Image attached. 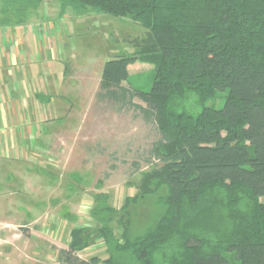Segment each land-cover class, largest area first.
I'll return each instance as SVG.
<instances>
[{"label":"trees","instance_id":"16d2710c","mask_svg":"<svg viewBox=\"0 0 264 264\" xmlns=\"http://www.w3.org/2000/svg\"><path fill=\"white\" fill-rule=\"evenodd\" d=\"M57 1L60 14H104L147 31L133 41V55L105 63L97 98L156 127L153 163L138 188L145 193L158 181L167 190L162 214L143 235L128 239L121 224L116 255L80 260L90 242L75 228L58 262L264 264V0ZM43 2L1 0L0 25L14 15L20 23ZM137 61L152 67L148 92L123 86ZM223 92L222 109L204 106ZM129 204L125 199L119 221ZM107 226L95 231L104 244L113 237Z\"/></svg>","mask_w":264,"mask_h":264},{"label":"rangeland","instance_id":"374dc122","mask_svg":"<svg viewBox=\"0 0 264 264\" xmlns=\"http://www.w3.org/2000/svg\"><path fill=\"white\" fill-rule=\"evenodd\" d=\"M33 13L20 23L14 15L10 25L0 26V35L13 42L32 33L26 34L31 62L10 68L18 89L6 92L11 81L0 74V264H60L58 250L68 249L75 228L90 242L77 258L103 261L123 243L121 224L127 223L128 239L143 235L162 214L160 200L167 194L158 181L145 185V193L138 188L153 163L148 158L156 127L132 109L97 98L105 63L133 55V41L147 31L104 14H60L57 0H44ZM37 30L42 46L54 54L40 63ZM0 53L5 62L8 50ZM29 68L37 70L30 75ZM151 72L137 61L128 66L123 86L148 92ZM32 83L46 87L50 103L34 101ZM226 96L218 93L204 106L222 109ZM134 103L144 106L139 99ZM127 198L128 216L119 221ZM105 226L113 237L104 244L95 231Z\"/></svg>","mask_w":264,"mask_h":264},{"label":"crops","instance_id":"0c3cea01","mask_svg":"<svg viewBox=\"0 0 264 264\" xmlns=\"http://www.w3.org/2000/svg\"><path fill=\"white\" fill-rule=\"evenodd\" d=\"M1 5H2V3L0 4V10H1ZM38 9L39 8H37L35 10H29L25 14V16L23 18H25L27 16V14L29 12H31V11L34 12L33 14L37 13V10ZM59 13H60V9H59ZM31 16H33V15L32 14L31 15H28V18L27 19H29ZM33 30H35V28ZM30 33L31 32H29V33L28 32L27 33L24 32V35H22V37L20 36L19 37V40L18 41H15V42L9 40L4 33H1V35H0V51L1 50H8V52H9V55L6 54L7 57L5 59V62L2 61V60L0 61V74L2 75V73L4 72L5 77H6L5 79L10 80L12 82V83L10 82L9 85H4L5 86V89H6L5 91L8 92V93H9V90H11V89H15V88L18 89L17 88V82L18 81H15L14 82V79H16V78H14V76L11 75L12 72L10 71V68L11 67L19 68L20 66H18V65H21V64L22 65H29V63L31 62V56H30V53H29V44H28L29 36H28V38L26 36V34H30ZM39 34H40V31L39 30L34 31V33H33V35L36 36L35 37L36 38V46L38 48V55H39L38 56V59H39L38 60V63H40L39 61H45L46 60V57L49 60H51L52 57H53V55H54L48 49V45L47 44L44 45V46H42V44L40 42V36H39ZM0 58H2V54L1 53H0ZM40 69H43V67H40L39 70ZM44 69H46V67H44ZM36 70L35 69H32V68H29V70L27 69V71H28V73L30 75H32L33 74V71H36ZM62 72L63 71H61V75H62ZM19 73H21V70H19ZM20 79L21 80H24V78H23V76L21 74H20ZM57 79H59V78H57ZM51 80H53V79H51ZM32 85L34 86V90H33L34 101H38V103L40 105L50 103V101L52 100V97L50 95H48V94L45 95L44 88H46V87H44V88H43V86L42 87H39L37 84L34 85L33 83H32ZM44 85H46L47 87L50 86V84H48V85L47 84H44ZM0 86L2 87V83H0ZM2 89H3V87H2Z\"/></svg>","mask_w":264,"mask_h":264}]
</instances>
